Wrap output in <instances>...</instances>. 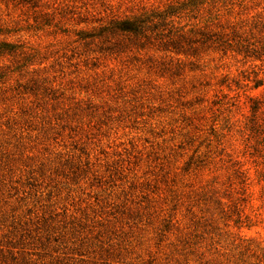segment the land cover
Instances as JSON below:
<instances>
[{
    "label": "rangeland",
    "instance_id": "374dc122",
    "mask_svg": "<svg viewBox=\"0 0 264 264\" xmlns=\"http://www.w3.org/2000/svg\"><path fill=\"white\" fill-rule=\"evenodd\" d=\"M252 123L264 0H0V264H264Z\"/></svg>",
    "mask_w": 264,
    "mask_h": 264
},
{
    "label": "trees",
    "instance_id": "16d2710c",
    "mask_svg": "<svg viewBox=\"0 0 264 264\" xmlns=\"http://www.w3.org/2000/svg\"><path fill=\"white\" fill-rule=\"evenodd\" d=\"M118 30L126 34H138L141 30V25L137 21H124L119 24ZM256 84V86L261 85L259 81ZM259 104V102L253 101V112L258 109ZM250 130L253 134V137L256 138L257 145L264 147V127L257 125V123H252Z\"/></svg>",
    "mask_w": 264,
    "mask_h": 264
}]
</instances>
